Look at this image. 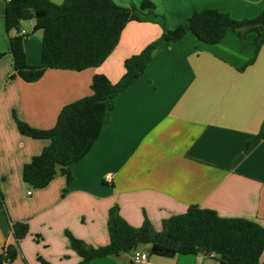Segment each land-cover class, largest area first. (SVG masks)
<instances>
[{"label":"crops","instance_id":"1","mask_svg":"<svg viewBox=\"0 0 264 264\" xmlns=\"http://www.w3.org/2000/svg\"><path fill=\"white\" fill-rule=\"evenodd\" d=\"M115 1L137 7L143 2ZM150 1L170 30L204 9L236 20L264 10V0ZM7 2L0 0V52L5 53L0 58V189L9 217L0 205V252L15 243L12 223L29 224L18 258L7 264H41L38 256L50 264H78L81 258L65 231L96 247L108 244V211L116 204L131 225L140 227L145 213L157 231L164 219L192 205L264 227V44L256 54L255 34L241 37L229 31L221 42L207 44L188 33L161 43L144 75L107 111L89 153L70 165L73 180L67 183L58 175L46 188L34 189L23 181V167L49 141L20 134L13 112L35 128H52L65 105L91 95L94 75L118 82L125 59L159 40L163 28L157 22H129L101 66L48 69L38 81L26 82L10 79L13 58L3 18ZM34 26L29 20V28ZM32 44L24 39L27 61L37 66L42 46L32 54ZM137 251L148 254L150 264H219L213 257L152 256L149 245ZM133 253L89 264H135Z\"/></svg>","mask_w":264,"mask_h":264},{"label":"trees","instance_id":"2","mask_svg":"<svg viewBox=\"0 0 264 264\" xmlns=\"http://www.w3.org/2000/svg\"><path fill=\"white\" fill-rule=\"evenodd\" d=\"M3 18L13 58L14 73L10 79L19 77L26 82L38 81L48 69L83 71L101 66L117 47L129 22H157L163 28L159 40L125 59V73L118 82L113 83L104 74L94 75L91 95L65 105L52 128H35L13 112L20 134L49 141L23 167V181L34 189L46 188L58 175L65 176L67 183L73 180L70 165L89 153L101 134L107 111L144 75L161 43H173L191 33L204 43L216 44L232 31L241 37L255 34L256 54L264 44V10L255 18L236 20L217 9H204L195 11L170 30L164 18L155 13V5L150 0H143L140 7L123 6L115 0H63L61 4L51 0H10ZM27 20L35 22L34 32L42 31L41 61L37 66L28 63L24 48L21 24ZM4 56L0 52V58ZM262 133L264 125L260 136ZM0 204L8 216L1 190ZM11 227L15 243L0 252V264L13 263L18 258L20 242L29 233L27 222H14ZM107 228L109 243L97 247L70 230L65 231L71 249L81 258L78 264L131 253L141 245H149L152 256L194 255L213 257L219 264H264L261 224L244 218H224L214 210L197 205L164 219L161 230L157 231L145 213L140 227L131 225L116 204L108 211ZM38 261L50 264L41 256Z\"/></svg>","mask_w":264,"mask_h":264},{"label":"rangeland","instance_id":"3","mask_svg":"<svg viewBox=\"0 0 264 264\" xmlns=\"http://www.w3.org/2000/svg\"><path fill=\"white\" fill-rule=\"evenodd\" d=\"M23 28L22 31L24 30L25 32L23 33L25 35V38H29L32 40V42L34 44H32L29 48L31 49V53L34 54L35 52L37 53V51L41 48L42 46V32L37 33L38 31L34 32V30L29 28V20L27 21H23ZM29 49V50H30ZM1 190V189H0ZM3 193V192H2ZM6 204V203H5ZM1 205V204H0ZM2 207V206H1ZM3 208V207H2ZM6 208L7 205H6ZM8 210V209H7Z\"/></svg>","mask_w":264,"mask_h":264},{"label":"built area","instance_id":"4","mask_svg":"<svg viewBox=\"0 0 264 264\" xmlns=\"http://www.w3.org/2000/svg\"><path fill=\"white\" fill-rule=\"evenodd\" d=\"M107 179H110V177H107ZM31 193H32V190L28 191V195H31ZM132 262L135 264H150L149 255L144 252H140L136 250L134 251L133 256H132Z\"/></svg>","mask_w":264,"mask_h":264}]
</instances>
